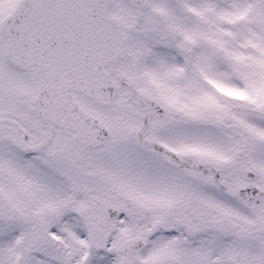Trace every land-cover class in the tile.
I'll return each mask as SVG.
<instances>
[{"label": "snow or ice", "instance_id": "snow-or-ice-1", "mask_svg": "<svg viewBox=\"0 0 264 264\" xmlns=\"http://www.w3.org/2000/svg\"><path fill=\"white\" fill-rule=\"evenodd\" d=\"M0 264H264V0H0Z\"/></svg>", "mask_w": 264, "mask_h": 264}]
</instances>
